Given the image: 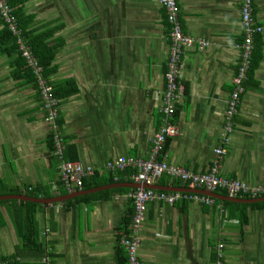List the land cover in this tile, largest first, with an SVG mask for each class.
Masks as SVG:
<instances>
[{"label": "crops", "instance_id": "crops-1", "mask_svg": "<svg viewBox=\"0 0 264 264\" xmlns=\"http://www.w3.org/2000/svg\"><path fill=\"white\" fill-rule=\"evenodd\" d=\"M177 2L183 32L206 40L208 45L202 50L192 46L183 52L187 93L176 103L178 110L173 115L180 133L168 139L158 158L195 173H207L217 162L215 148L223 146L226 153L218 156L219 176L264 186V32L254 40V49L261 41L262 58L247 81L233 118L230 141L223 143L225 111L240 61L238 44L244 37L242 0ZM253 2L254 16L264 27V0ZM22 3L24 15L31 16L29 30L33 35L52 25H64L50 39L52 44L64 42L55 58L58 69L45 78L52 88L53 84L74 79L79 91L62 99L56 96L59 110L53 129L46 120L39 86L24 73L13 75L17 71L16 56L11 58L3 51L1 40L0 191L36 187L41 194L52 195L36 198L48 199L73 193L62 194L56 133L64 149L63 158L72 155L74 160L95 166L100 177L110 176L105 165L114 158H151L167 88L170 41L165 7L158 0ZM3 28L0 21V31ZM158 180L151 185L164 186ZM104 186L60 202L38 203L37 228L45 251L42 257L24 249L15 233L11 212L22 209L25 205L20 202L27 201L5 199L17 203L0 205L4 220L0 226V256L13 254L19 246L20 261L31 264L126 262L127 255L120 246L125 247L123 240L133 233L130 192H106L76 200L112 189ZM121 187L131 192L137 189ZM212 192L229 196L227 191ZM262 198L254 202L264 201ZM211 199V204L188 199L174 204L148 203L137 233L139 258L145 264H264V207L249 208L248 223L242 227L235 216L228 218L222 202L214 201L228 200Z\"/></svg>", "mask_w": 264, "mask_h": 264}, {"label": "built area", "instance_id": "built-area-1", "mask_svg": "<svg viewBox=\"0 0 264 264\" xmlns=\"http://www.w3.org/2000/svg\"><path fill=\"white\" fill-rule=\"evenodd\" d=\"M165 7L166 19L169 24L170 55L168 59V70L166 72L167 88L164 93L163 118L159 129L155 132L152 145V156L149 159H141L130 156H120L108 161L105 167L109 171H124L128 168L136 170L131 178L133 183L141 186H148L167 175L172 179L188 182L191 188H205L215 191L216 189H225L230 197L248 194L251 197L264 195V186H249L246 182L239 180H230L218 174V156L222 157L226 150L223 146L215 148L217 162L215 167L207 173H195L182 166L170 164L164 160H158V156L165 148L169 138L179 135V128L173 121V115L176 111V103L181 101L185 94L186 85L183 81V52L186 48L197 46L199 49H205L208 42L203 39H196L186 35L181 27L179 20L180 8L177 0H158ZM0 15L8 24L9 30L15 37L20 55L25 59L28 67L33 71L37 84L40 89L43 106L47 112L46 120L53 129H56V120L58 117L59 103L53 94L52 86L47 82L43 67L39 65L32 48L21 26L17 22L14 13V7L8 0H0ZM241 20L244 30V37L238 44L240 49V61L236 75L233 78V90L227 102L225 111V121L221 140L223 143L230 141V136L234 130L233 118L239 110L242 96L246 91L245 82L248 80L251 69L254 40L255 37L264 32V27L260 25L254 16L253 0H242ZM57 153L61 157L60 174L63 187L68 192L82 190L84 179L98 175L99 169L95 166L86 164L79 160H67L63 158V146L59 133L55 134ZM100 175V174H99ZM117 179V177H116ZM134 202V214L132 217L131 228L132 235L123 240V244L129 253L130 264H145L138 256L140 239L138 231L140 230L146 216V206L153 201L174 204L178 200H194L201 203L211 204V197L182 191H156L151 188L139 187L129 193ZM222 247V245H219ZM220 257H222L220 255Z\"/></svg>", "mask_w": 264, "mask_h": 264}, {"label": "trees", "instance_id": "trees-1", "mask_svg": "<svg viewBox=\"0 0 264 264\" xmlns=\"http://www.w3.org/2000/svg\"><path fill=\"white\" fill-rule=\"evenodd\" d=\"M10 5L14 7V13L17 18L18 24L24 29V35L29 39V45L32 48L33 54L35 55L39 65L43 67V73L44 76L47 78L50 77L52 74H54L58 67L55 64V58L57 55V52L59 48L64 44L63 40L59 43H50V39L53 37L56 30L62 28L64 25H52L47 30H44L40 33H36L33 35L32 30H29V22L31 20V16H25L24 10L22 8V2L23 0H8ZM0 21L3 24L4 28L0 31V42L2 40V44L5 47L3 51L10 55L11 58L13 56L15 57L16 63V70L13 75L16 76V74H22L28 76L30 79H32V82L38 86L37 81L35 80V76L33 74V71L28 67L25 59L20 55V52L18 50V46L15 42V38L13 37L11 31H9L8 24L5 22V20L0 15ZM260 37V36H257ZM262 58L261 54V41L255 46L254 52H253V58H252V64L251 69L249 71V78L251 77V74L253 73L254 69L259 65L260 60ZM168 70V69H167ZM247 80V81H248ZM247 81L245 82V88L247 89ZM79 91V88L77 86V83L74 79L64 80L63 82L59 84H53V94L55 96H58L59 98H65L72 94H76ZM187 93V88L185 90ZM244 95V94H243ZM43 102V101H42ZM176 112L178 110V106L176 107ZM52 138V134H51ZM168 141V140H167ZM52 144L53 140H51ZM167 144V142H166ZM54 146V145H53ZM70 147V145H69ZM71 151H75L74 147H70ZM166 148V145H165ZM164 148V149H165ZM164 151V150H163ZM67 160H74L76 157L72 155H67ZM158 160H160L158 158ZM135 172L134 169L128 168L124 171H110V176L107 178L100 177L99 174L93 176V177H87L84 179L82 190L85 189H93L95 187H99L102 185H110L114 183H124V182H133V179L131 178V175ZM115 176H117V179H115ZM104 178V179H103ZM161 179V180H160ZM158 181L164 185V186H174V187H189V183L182 182L180 180L172 179L168 176L161 177ZM65 191V192H64ZM64 191L62 194H66L68 191L64 188ZM217 192H221L226 194L227 192L222 189H216ZM25 192L27 195L34 196V197H51L52 195L50 193H44L41 194L39 192V189L35 187L34 188H27L26 190L22 191L21 189L12 188L10 190H1L0 194L5 193H14V194H20ZM106 192H131V189L125 188V187H119V188H112L108 190H104L97 193H92L89 195H85L79 198H76V200L85 198V197H98ZM264 195L258 196V197H251L248 194L245 195H238V197L246 198V199H257L259 197H263ZM130 197V196H129ZM216 203H223L224 209L227 211L228 218L235 216L239 220V224L244 227L248 223V209H260L264 207V201L262 202H254V203H238V202H232V201H219L214 200ZM17 203V200H5L0 201V205L4 203ZM132 203L134 206V202L132 199ZM20 204H24L25 206L21 209H18L17 211H10L13 219V225L15 229V233L18 237L19 244H24L26 247L24 249L27 250H34V253L38 257H42L45 251H42L41 243L39 241V230H38V223H37V208L40 207L41 204L34 203V202H20ZM134 214V213H133ZM132 214V215H133ZM4 223L2 214L0 213V226H2ZM34 245V246H33ZM35 245L38 246V250L35 249ZM122 252L125 251L127 258H124L126 262H123V264H130L129 263V253L126 247L120 246ZM37 248V247H36ZM42 255V256H41ZM22 256V252H20V247L17 246L16 251L11 255H1L0 261L6 264H31V263H25L20 261ZM1 263V262H0ZM42 264V263H39Z\"/></svg>", "mask_w": 264, "mask_h": 264}, {"label": "water", "instance_id": "water-1", "mask_svg": "<svg viewBox=\"0 0 264 264\" xmlns=\"http://www.w3.org/2000/svg\"><path fill=\"white\" fill-rule=\"evenodd\" d=\"M121 186H134V187H144V188H152V189H157V190H166V191H182V192H190V193H198L202 195H207L211 196L217 199L221 200H228L232 202H238V203H249V202H254V201H259L258 199H246V198H241V197H230L227 195H222L218 194L215 192H212L211 190H205V189H200V188H188V187H174V186H160V185H148V186H141L138 183H116V184H110L106 185L103 188H115V187H121ZM102 188V187H101ZM95 189H89V190H84V191H74L71 194H67L65 196H60V197H55V198H36V197H30L28 195L24 194H11V195H2L0 196V200H5V199H18V200H24V201H32L36 203H42V204H49V203H56L60 202L63 199L71 198V197H76L85 193H91ZM264 198L260 199L263 200Z\"/></svg>", "mask_w": 264, "mask_h": 264}]
</instances>
